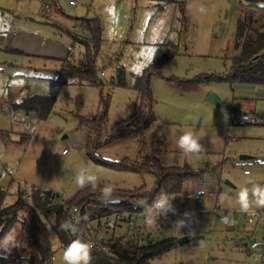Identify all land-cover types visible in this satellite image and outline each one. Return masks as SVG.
I'll list each match as a JSON object with an SVG mask.
<instances>
[{
	"label": "rangeland",
	"instance_id": "obj_1",
	"mask_svg": "<svg viewBox=\"0 0 264 264\" xmlns=\"http://www.w3.org/2000/svg\"><path fill=\"white\" fill-rule=\"evenodd\" d=\"M248 3L0 0V184L8 191L4 204L15 201L19 183L28 192L33 183L73 198L81 189L76 175L88 168L99 185L137 192L134 204L141 208L157 186L158 177L150 169L154 160L169 167L204 168V175L187 179L180 192L166 193L174 197L177 213L156 218L155 225L159 219L164 224L153 238L201 237L178 243L150 264H261L262 246L251 249L250 242H264V209L253 202L254 214L261 213L248 221L250 214L240 210L236 197L243 188L264 185V84L226 79L236 55L238 21ZM255 4L264 6V0ZM263 12L257 16L259 22L264 20ZM89 26H99L101 32V40L93 36L91 42L92 47L98 45L97 84H59L57 58L70 50L72 56H82L85 47L75 43L74 36L92 38ZM167 48H173L174 56L150 76L151 96L142 102L134 88L136 76ZM121 69L125 85L118 81ZM212 93L227 107L209 101ZM33 94L56 97L47 120L10 109L11 102ZM3 103L6 111L1 110ZM26 121L31 122L30 129L24 126ZM188 130L201 137V153L186 156L175 147ZM126 131L132 133L116 137ZM12 134L21 139L13 140ZM185 211L194 213L191 231H177L173 223ZM231 211L242 216L235 230L222 219ZM141 213L138 222L145 224V212ZM23 219L31 218L20 214L9 231L15 234L16 246L10 251L0 247V254H18L24 257L20 264H29L26 257L39 253L29 246ZM49 227L53 264H65V246L55 247L53 237L59 236ZM102 231L124 236L127 229ZM240 236L246 237L248 246H243Z\"/></svg>",
	"mask_w": 264,
	"mask_h": 264
},
{
	"label": "trees",
	"instance_id": "obj_2",
	"mask_svg": "<svg viewBox=\"0 0 264 264\" xmlns=\"http://www.w3.org/2000/svg\"><path fill=\"white\" fill-rule=\"evenodd\" d=\"M249 1V8L241 14L236 31V55L232 58V70L226 76L231 83L240 84H264V20L259 22L258 15L264 6L255 4L256 0ZM264 13V12H263ZM92 38L74 36L75 43H80L85 47L82 56H72V50L66 57L57 58L60 69L57 71L56 81L59 84L68 82H79L87 84H97L99 79L95 57L98 45L91 46L94 39L101 40L100 28H92ZM166 43V42H165ZM174 56L173 48L165 51L163 56L149 64L144 72L136 76L134 88L140 94L142 102L150 97V76L159 70L161 66ZM119 84L125 85L124 69L118 74ZM144 99V100H143ZM56 97L51 95L33 94L23 97L19 101L11 102L13 110H22L27 115L34 113L39 120H47L53 111ZM104 119V116L102 117ZM131 131L121 132L116 137L131 134ZM148 166V164H147ZM146 166V167H147ZM129 168V166H128ZM130 169H137L130 166ZM150 169L158 177L156 189L149 193L148 201L141 208L136 207L134 198L139 196L137 192H122L114 189L112 199L118 203H105L101 194L104 185H99L93 190L91 186L79 189L73 198L66 197L54 190L39 189L32 191V196L28 198V191L19 185V190L15 201L5 205L7 189L0 187V241L9 233L14 224L19 220L20 214L30 215L29 220L23 219L22 224L29 246L36 248L37 255L26 257L29 264H53L54 251L50 240L49 224L56 229L63 246H67L77 235L69 231H63L60 225L68 221L69 213L78 205L81 208V228L87 229L92 222L117 212L144 213L146 205L153 203L155 198L164 193H178L181 191L187 179L200 178L205 173V169L194 170L189 166L169 167L163 166L160 162H151ZM1 175V170H0ZM230 219L233 213H227ZM51 217V219H49ZM178 244L175 236L166 238H148L145 243L139 242V238L128 235L113 237L97 244L91 250V264H150L153 257L164 255ZM24 257L18 254H0V264H20Z\"/></svg>",
	"mask_w": 264,
	"mask_h": 264
},
{
	"label": "clouds",
	"instance_id": "obj_3",
	"mask_svg": "<svg viewBox=\"0 0 264 264\" xmlns=\"http://www.w3.org/2000/svg\"><path fill=\"white\" fill-rule=\"evenodd\" d=\"M201 137L193 130L183 132L176 141L175 147L179 149L183 154L194 155L199 154L204 150L203 144L200 142ZM103 159L110 160V157L104 156ZM75 182L81 189L91 186L93 190L98 187V178L92 173L91 169L81 168L76 175ZM114 189L110 185H104L101 189V194L105 203L112 202L118 203L116 200H112V194ZM251 195V200H250ZM168 194L160 193L152 204L146 205L144 208L146 216V224L149 228L153 227L156 222V218L161 216L167 217L169 213L175 215L177 209L173 206L172 200ZM236 202L239 204L240 210L250 215L254 214L252 211V203H255L256 207L264 208V185L253 184L251 189H241L236 197ZM194 221V213L192 211H185L183 214L177 217L174 221L173 226L177 231L184 228H189L191 231V225ZM223 223L230 225L233 221L229 216L223 218ZM61 230L70 231L74 235L78 234L80 228L78 224H74L68 221L63 222L60 225ZM55 247H62V242L58 237H53ZM16 246L15 234H7L3 241H0V247L4 251H10L11 247ZM93 248L92 243L85 242L79 236L72 240L63 251V260L65 264H91L92 256L91 250Z\"/></svg>",
	"mask_w": 264,
	"mask_h": 264
},
{
	"label": "built area",
	"instance_id": "obj_4",
	"mask_svg": "<svg viewBox=\"0 0 264 264\" xmlns=\"http://www.w3.org/2000/svg\"><path fill=\"white\" fill-rule=\"evenodd\" d=\"M46 8H49L48 5H46ZM1 110L6 111L7 105L5 103H3L1 105ZM10 109H11V105H10ZM24 126L27 129H30L31 126V122L30 121H26L24 122ZM29 134V132H28ZM12 139L13 140H20L21 136L18 134H12ZM66 152V150H64V153ZM19 185H21V183H19ZM22 186V185H21ZM0 187L2 190H6L7 186H4L2 184H0ZM39 189L38 185H34L32 183V187L30 192L28 193V198L30 199L32 196V191ZM213 195H218L215 191L212 192ZM64 197L63 201H66V197ZM187 198H191L192 194H186ZM81 214H82V210L80 207H78V205L76 207L73 208V210L70 211L69 213V217H68V222L74 223V224H78L80 231L78 234H76L77 236H79V238H81L82 240H84L85 242H90L92 243L93 247H95L97 244L102 243L104 240L107 239H111L113 237H122L123 235H116L115 232L114 233H110L107 234V232L102 231V229L104 228V231H115L116 229H127L126 234L124 236H128V235H133L137 238H139V242L141 243H145L147 241L148 238H153L155 237V235L157 234V232H161L162 230V224H164V220L163 219H159L156 223V225H154L153 227L149 228L147 226V224H143V223H139L138 222V218L139 216L135 213L132 212H117L114 213L112 215L103 217L95 222H92V224L90 225L89 228L87 229H83L81 228ZM258 213H255L254 215H250L248 216V220L252 221L254 218L258 217ZM233 221V220H232ZM231 227L235 226V222L233 221V223L230 224ZM70 232V231H69ZM71 233V232H70ZM123 236V237H124ZM250 247L251 249H256L260 246L261 247V257H260V261L261 264H264V242H258V241H254V242H250ZM249 245V243H248Z\"/></svg>",
	"mask_w": 264,
	"mask_h": 264
},
{
	"label": "water",
	"instance_id": "obj_5",
	"mask_svg": "<svg viewBox=\"0 0 264 264\" xmlns=\"http://www.w3.org/2000/svg\"><path fill=\"white\" fill-rule=\"evenodd\" d=\"M209 101L216 103L218 106H226V104L224 102H222V100L216 95V94H211L208 98ZM227 107V106H226ZM248 156L246 155H241L240 158L245 159ZM228 184H230L229 181H227ZM201 236H192V235H186V236H182L178 238V243L179 244H183L186 243L188 241L200 238Z\"/></svg>",
	"mask_w": 264,
	"mask_h": 264
},
{
	"label": "crops",
	"instance_id": "obj_6",
	"mask_svg": "<svg viewBox=\"0 0 264 264\" xmlns=\"http://www.w3.org/2000/svg\"><path fill=\"white\" fill-rule=\"evenodd\" d=\"M264 209V208H263ZM264 211V210H263ZM232 213H233V216H232V218H231V220H233L234 222H235V226L237 225V221H238V219L240 218V217H242L241 216V214L238 216V213L236 212V211H231ZM230 212V213H231ZM228 212H226V214H227ZM255 213H258L259 215L258 216H260V213H261V211L260 210H258V211H256ZM227 216V215H226ZM250 216V215H249ZM223 219V218H222ZM247 219H248V216H247ZM249 221V220H248ZM228 228H230V229H232V230H235V226L234 227H231L230 225H226ZM245 231V230H244ZM239 232H242V230H240ZM239 238H242V240L240 241V242H243V246H248V243H247V241H245V238H244V236H240ZM243 249V248H242ZM242 264H245V263H242Z\"/></svg>",
	"mask_w": 264,
	"mask_h": 264
}]
</instances>
